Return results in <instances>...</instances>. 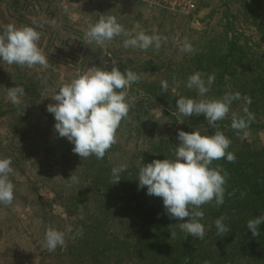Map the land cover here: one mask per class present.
Returning <instances> with one entry per match:
<instances>
[{
	"label": "rangeland",
	"instance_id": "1",
	"mask_svg": "<svg viewBox=\"0 0 264 264\" xmlns=\"http://www.w3.org/2000/svg\"><path fill=\"white\" fill-rule=\"evenodd\" d=\"M171 2L179 6L178 1ZM195 2V8L169 10L159 3L143 0H0V32L8 23L40 25L38 46L49 58L47 68L21 67L0 60V158L11 157L14 173L10 174V179L15 186L12 204L0 203V264L52 261L56 251L49 253L43 247L46 229L51 226L64 230L68 225L75 226L63 204L75 193L76 184L68 178L71 174L80 178L87 159L81 160L73 153L74 145L59 136L54 128V115L47 111L48 104L56 103L51 96L61 84L70 82L92 66L104 67L107 63L111 70L113 61L121 71L132 70L143 80L169 83L167 68L177 72L176 64L193 56L200 45L223 46L231 38L239 44L242 54L263 59L264 39L256 23L264 24V0ZM108 15L115 16L128 30L139 25L138 30L167 39L162 41L159 51L154 47L125 49L122 36L103 45L89 44L85 40L89 24ZM185 38L192 44V52L181 50ZM179 78L170 85L173 94L168 103L155 98L150 107L147 101V113L138 118L129 115L121 121L114 144L116 166H128L136 157L140 161V151L143 153L154 146L164 131L172 137L175 147L180 143V130L191 132L197 128L202 134L205 130L207 134L215 130L233 132L227 120L232 111L243 114L244 106L240 102L232 103L228 117L221 125L217 122L215 128L208 124L204 114L185 117L177 111L176 104L172 105L174 100L185 96L188 89L184 87L187 77ZM36 79L42 82L40 97L34 101L26 93L21 104L13 105L7 97L8 89L15 83L30 88L34 85L31 81ZM141 79L128 88L132 99H139L143 94ZM232 86L230 80L224 89L231 90ZM205 96L215 97L212 86ZM197 98H200L198 93ZM165 110L169 114H164ZM181 120L184 122L180 123ZM252 122L260 128L244 130L248 141L264 144V112L256 115ZM244 132L238 134L234 130L231 136L236 141ZM93 210L96 206L92 203Z\"/></svg>",
	"mask_w": 264,
	"mask_h": 264
},
{
	"label": "trees",
	"instance_id": "2",
	"mask_svg": "<svg viewBox=\"0 0 264 264\" xmlns=\"http://www.w3.org/2000/svg\"><path fill=\"white\" fill-rule=\"evenodd\" d=\"M256 26L264 39V24L256 23ZM229 29H232L231 25ZM176 66L177 72L173 68L166 69L171 78L167 92H162L161 84L156 80L143 79L141 98L132 99L127 89L128 99L134 102L128 116L138 118L147 113V101L151 107L155 98L168 103L172 93L170 85L181 75L187 77V82L189 75L196 71L204 73L205 80L209 74H215L212 84L215 97L239 91L242 96H251L252 103L247 106L255 117L264 112V54L262 60L246 56L231 38L223 46L200 45L193 56ZM230 80L233 86L226 91L224 87ZM31 82L33 86L24 85L23 88L25 94H30V99L36 101L42 82L39 79ZM185 91V97L197 98L194 89ZM238 102L245 106L243 101H233V104ZM164 114L169 113L165 110ZM221 123L218 121L219 125ZM227 123L233 130L231 118ZM253 127L260 128L251 121L248 128ZM233 132L224 133L231 140L227 151L235 154V162L226 159L213 162V166L222 167L228 175L224 203L219 207L215 202L202 206L204 217L201 222L206 229L203 239L180 230L178 224L182 221L166 214L162 198L148 195L146 187H138V170L143 164L172 157L175 146L172 137L164 131L154 146L143 153L140 151L141 160L136 157L121 173L118 183H112L111 174L112 168L116 167L114 145L103 159L98 160L95 156L87 159L82 168L85 174H79V183H74L75 193L63 204L75 221L74 232L66 236L65 246L57 247L55 259L40 264H204L205 261L209 264H264V222L259 225L258 236H253L246 226L250 218L264 214V144L249 142L247 137L235 141L231 136ZM84 175L87 177H82ZM83 181L86 183L82 184ZM92 203L96 210L91 211ZM222 215L231 231L218 237L214 221ZM80 228L82 236L75 232ZM171 233L175 235L171 236Z\"/></svg>",
	"mask_w": 264,
	"mask_h": 264
},
{
	"label": "clouds",
	"instance_id": "3",
	"mask_svg": "<svg viewBox=\"0 0 264 264\" xmlns=\"http://www.w3.org/2000/svg\"><path fill=\"white\" fill-rule=\"evenodd\" d=\"M38 27L40 25L6 24L0 32V60L21 67L34 68L39 65L47 68L49 58L38 46L41 36L37 31ZM138 29L139 25L132 30L126 29L113 15L101 16L95 24H89L85 40L89 44L95 42L103 45L106 41L122 36V46L125 49L132 47L147 50L154 47L159 51L162 41L167 39ZM181 50H194L187 38L183 41ZM204 75L199 71L189 75L186 87L196 90L200 98L179 97L176 101L179 113L185 117L204 114L208 124L215 128L218 121L228 117L233 101H243V114L239 111L231 112V128L238 134L244 132L255 119V114L247 106L252 103L251 96H242L236 91L225 92L220 97H206L205 94L210 91L215 81V74H209L207 80ZM140 79L141 76L132 70L121 71L113 61L111 70L107 63L104 67L92 66L70 82L61 84L51 96L56 103L48 104L47 111L54 115V128L60 137L67 138L74 145L72 151L81 160L91 156L98 160L103 159L106 152L117 143V129L134 103L128 99L127 89ZM161 89L162 92H167V80L161 81ZM24 94L25 89L17 85L8 89L7 97L13 105L18 106L22 103ZM246 136L247 133L244 132L240 138L244 139ZM178 140L180 143L175 147L171 158L165 156L163 160L154 159L139 168L138 187H146L148 195L162 198L166 214L171 219L182 221L178 224L180 230L203 239L206 229L201 222L204 217L202 206L215 202V206L219 207L224 203L228 175L222 167L213 166V162L226 159L234 163L236 156L227 151L231 140L220 130L212 134H207L206 130L202 134L197 128L191 132L180 130ZM11 165V157L0 158V203L4 205H10L14 200L15 186L10 179L14 169ZM126 169V164L113 167L112 183H118L121 173ZM68 180L79 183V178L73 174ZM225 219L222 215L214 221L218 237L231 231L224 223ZM262 222L264 214L247 221V229L251 230L253 236L260 234L259 225ZM73 232L71 225L64 230L49 226L45 232L43 247L49 253L54 252L57 247L65 246L66 236ZM75 232L76 235H83L82 228ZM173 235L175 233H171ZM204 264L209 262L205 261Z\"/></svg>",
	"mask_w": 264,
	"mask_h": 264
},
{
	"label": "built area",
	"instance_id": "4",
	"mask_svg": "<svg viewBox=\"0 0 264 264\" xmlns=\"http://www.w3.org/2000/svg\"><path fill=\"white\" fill-rule=\"evenodd\" d=\"M147 3H159L161 4L164 9H169V10H178L180 8H195L196 2L195 0H175L178 1L177 4L179 5L178 7L174 6L172 4L171 0H143Z\"/></svg>",
	"mask_w": 264,
	"mask_h": 264
}]
</instances>
